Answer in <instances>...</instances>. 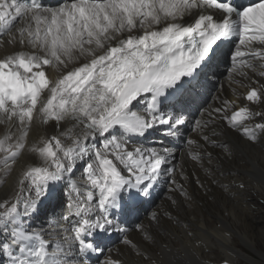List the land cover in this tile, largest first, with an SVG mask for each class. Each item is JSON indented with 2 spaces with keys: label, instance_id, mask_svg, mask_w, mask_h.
<instances>
[{
  "label": "snow or ice",
  "instance_id": "obj_1",
  "mask_svg": "<svg viewBox=\"0 0 264 264\" xmlns=\"http://www.w3.org/2000/svg\"><path fill=\"white\" fill-rule=\"evenodd\" d=\"M5 34L19 49L0 57V123L8 124L0 136V172L10 174L25 152L39 161L18 177L16 196L0 203V256L8 257L7 264H88L91 254L104 255L109 232H127L119 227L122 218L138 216L165 162L155 149L131 143L133 137L157 125L169 133L183 125L185 106L216 75L221 58L231 61L230 78L255 70V59L264 69V0L244 7L234 0H58L56 6L0 0V36ZM45 66L57 78L50 79ZM246 99L264 103V84L252 87ZM224 105L215 111L224 112L232 129L249 143L264 139V123L245 124L256 116L264 120V112L245 105L228 115L229 102ZM34 120L72 126L28 145ZM207 125L198 120L195 129ZM204 140L223 146L207 135ZM81 161L82 183L72 179ZM65 189L67 214L60 218L68 227L62 236L23 226ZM157 220L153 212L150 222ZM135 230L152 239L142 222ZM125 243L137 247L127 238ZM99 264L121 261L109 255Z\"/></svg>",
  "mask_w": 264,
  "mask_h": 264
},
{
  "label": "bare ground",
  "instance_id": "obj_2",
  "mask_svg": "<svg viewBox=\"0 0 264 264\" xmlns=\"http://www.w3.org/2000/svg\"><path fill=\"white\" fill-rule=\"evenodd\" d=\"M0 39L4 41L0 57L19 49V45L8 44V35L0 36ZM260 63L255 59V70L243 69L247 75L234 73L230 78V73L225 71L214 83L215 88L205 95L203 112L198 111L179 133H169L165 127L157 125L146 136L133 137L131 143L155 149L165 158L152 195L147 198L148 208H143L144 213L139 212L136 216V224L142 222L151 232L152 239H145L143 233L135 230V219L124 217L119 227L127 232H109L104 241L105 254L96 259L93 258L96 254H91L86 258L88 264H99L109 255L118 258L121 264H223L225 259L234 264L239 258L264 264L241 248L254 250L264 260V221L258 217L264 211V203L259 202L260 199L264 201V139L260 143H249L241 132L232 129L223 119L224 112L215 111L225 107L224 102L228 101V115L245 105L253 112H264V103L246 99L252 87L264 84V77L258 75L264 71ZM45 71L50 79L59 75L47 66ZM141 107L137 105V109ZM198 120L208 121L202 132L195 129ZM258 123H264L259 116L245 121L248 126ZM71 126V121L61 122L58 128L54 121L41 124L34 120L27 143L31 145L41 137L59 135ZM7 128V123H0V136ZM12 131L18 134L15 127ZM205 135L223 146L208 143L204 140ZM170 141L175 144H169ZM190 153H199L201 158L193 160ZM38 163L35 155L25 152L17 158L10 174L5 176L0 172V203L16 196L17 180L26 165ZM168 164L174 165V173L163 171ZM76 167H80V171L74 173L72 179L82 183L84 162H78ZM162 180H165L164 184ZM173 180L177 183L173 184ZM22 195L29 193L25 191ZM66 205L65 189V195L59 200L44 201L39 211L31 215L34 220L23 226L46 234L51 232L53 239L57 233L62 236V228L68 227V222L60 218L61 213L67 214ZM153 212L157 213L158 220L150 222ZM126 238L137 247L125 243ZM0 264H7L1 256Z\"/></svg>",
  "mask_w": 264,
  "mask_h": 264
},
{
  "label": "rangeland",
  "instance_id": "obj_3",
  "mask_svg": "<svg viewBox=\"0 0 264 264\" xmlns=\"http://www.w3.org/2000/svg\"><path fill=\"white\" fill-rule=\"evenodd\" d=\"M80 171V167H76L75 168V171H74V173H78ZM78 175V174H77ZM76 176V175H75ZM74 178V177H73ZM163 182H162V184H164L165 183V180H162ZM155 191H157V190H155ZM154 191V192H155ZM259 202L261 203V204H263L264 203V201H262L261 199L259 200ZM22 207V205H20V208ZM0 211H2V209H0ZM56 211V210H55ZM54 211V212H55ZM47 214H50V210L49 209H47ZM262 216V217H261ZM258 217L259 218H262L263 219V221H264V211H262L259 215H258ZM43 219V218H42ZM34 220V217H32V216H29V217H27L26 218V221H25V224H28V223H30V222H32ZM44 220V219H43ZM262 228V227H261ZM4 237L0 234V239H3ZM238 248H240V247H238ZM242 249H244V251L247 253V254H249V256H251L252 258H254L255 260H260V261H263L264 262V260H262V257L257 253V252H255L254 250H252V249H250V248H247V247H241ZM255 253H254V252ZM4 260H6V262L8 261V257L7 256H1ZM234 264H254V263H252L250 260H248V259H243V258H239L238 260H236L235 261V263Z\"/></svg>",
  "mask_w": 264,
  "mask_h": 264
}]
</instances>
